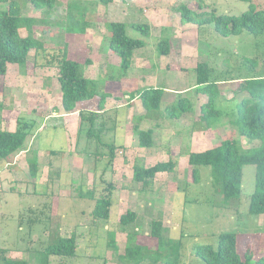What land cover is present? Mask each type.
I'll return each instance as SVG.
<instances>
[{
    "label": "rangeland",
    "instance_id": "1",
    "mask_svg": "<svg viewBox=\"0 0 264 264\" xmlns=\"http://www.w3.org/2000/svg\"><path fill=\"white\" fill-rule=\"evenodd\" d=\"M16 1L23 16L42 17L23 0ZM70 1L95 2L56 0L50 18L62 20ZM200 2L204 9L215 8L218 13L239 15L247 9V3L240 0H114L107 6H92L85 16L92 26L83 35H67L56 27H32L33 37L43 43L47 53L66 47L68 58L81 64L84 76L108 93L110 98L106 99L96 128L102 129L101 141L115 149L110 159L107 148L86 137L87 125L78 131V111L94 110L96 101L79 103L73 112L63 113L55 67H38L42 60L35 59L32 50L24 68L8 64L5 74L0 76V130L13 131L24 126L28 135L23 150L11 158L12 165H2L0 172V248L6 257L38 264L37 255L48 244L73 236L74 257H50L49 264H125L120 257L124 253L126 229L119 226L118 220L126 210L137 215V243L146 246L150 242L149 223L160 216L163 235L182 241L181 264H200L190 255L191 247H215L217 236L223 232L240 234L239 252L244 251L247 241H253L255 255L264 254V214L252 217L247 213L254 189V166L242 169L235 211L233 206H224L221 196L214 192L209 168L199 167L200 181L194 184L187 165L190 152L208 150L225 139L236 141L243 150L258 145V141L240 136L234 124L237 102L230 100L237 86L235 81L217 85L220 97L216 104L225 116L211 128L199 121L205 95L193 88L197 65H205L209 76L215 71L222 76L225 72L236 76L239 70L251 71L250 64L241 57L257 60L260 67L264 61L261 39L257 42L244 33L222 39L209 28L199 30L191 24H180L177 7L197 10ZM252 2L264 7V0ZM0 8L4 5L0 4ZM110 21L146 24L150 29L147 38L127 29L129 37L141 39L145 45L133 51L131 67L124 75L118 57L107 47L106 25ZM162 30L169 39V55L165 57L158 56L155 48ZM19 33L21 37L26 35L25 30ZM151 86L165 88L166 92L159 110L146 115L140 100L131 102V95L135 98L136 91ZM182 92L192 104L190 113L177 120L167 119L164 108L176 101L174 93ZM239 98L240 95L236 100ZM51 112L56 119L47 118ZM137 129L151 130L149 147L138 146ZM94 147L99 155L94 154ZM33 150L41 154H36L39 160L35 178L30 176L25 162ZM169 159L176 162L174 170L157 174L149 189L131 181L134 165L148 167ZM107 182L114 186L109 218L93 220L94 200L80 198L79 191L84 193L94 187L98 195ZM29 220L37 222L29 224ZM109 232L114 233L116 251L107 246ZM153 243L150 248H155Z\"/></svg>",
    "mask_w": 264,
    "mask_h": 264
},
{
    "label": "trees",
    "instance_id": "2",
    "mask_svg": "<svg viewBox=\"0 0 264 264\" xmlns=\"http://www.w3.org/2000/svg\"><path fill=\"white\" fill-rule=\"evenodd\" d=\"M23 1L33 10L40 12L42 17L23 16L16 0H0V4L4 5V8H0V76L5 74L8 64L24 68L29 52L34 51V58L39 57L42 60L38 67H55L57 70L56 79L60 90V105L64 114L73 112L79 103L96 101L94 110L78 111V131H83L82 126L87 125L86 137L95 139L101 147L107 148L109 158L112 159L115 146L101 141L100 130L102 129L97 131L99 128H96V121L104 109L109 95L97 88L93 80L84 76L81 64L68 58L66 47L57 53H47L43 43L33 37L32 27H56L61 28L67 35H83L92 26L85 17L86 13L92 10V6L95 4L107 6L114 0H95L91 3L70 1L66 4V13L62 20L50 18L56 0ZM240 1L247 3V9L239 15L229 14L225 11L218 13L215 8L204 9L205 6L202 2L198 4L197 10L179 5L176 11L182 25L191 24L199 30L209 28L215 36L222 39L237 37L244 33L252 36L256 41L261 39L260 43L264 44V7L253 3L252 0ZM106 27L109 32L107 47L118 57L120 72L124 75L131 67L133 51L145 45L143 40L129 37L127 29H132L147 38L150 34L149 26L137 23L127 25L122 22L110 21ZM20 30L26 31L24 37L20 36ZM160 34L162 35L155 40L156 53L158 56H167L169 55V39L163 30ZM241 58L242 61L250 64L251 71L243 68L244 71L239 70V74L236 76H230V73L227 72L222 76L221 72L216 71L209 76V72L205 71V65H197L195 69L196 84L193 88L197 93L205 95V102L199 109V121L205 125V128H211L225 116V112L220 109L221 106L216 104V100L220 97L217 85L222 82L235 81L237 86L232 90L233 98L230 100L237 102L234 124H237L240 136L249 141H258V145L243 150L236 141L225 139L208 150L190 152L187 165L190 167V176L194 184L200 181L199 167L209 168L214 192L221 196L224 206H233L236 208L235 211L241 192L242 169L247 165L254 166V189L249 196L247 213L252 217H258L264 214V61L260 67L255 59ZM164 92L166 91L162 88L151 87L136 91L135 96L140 100L145 114L149 115V113L159 110ZM185 92L174 93L176 101L164 108L167 119L177 120L190 113L192 104L189 99L183 97ZM238 95L240 98L236 100ZM131 96L133 99V95ZM1 109L0 103V111ZM27 131L24 126L17 127L13 131L0 130V166L10 164L11 158L23 150L28 135ZM136 134L139 147L150 146L151 130L137 129ZM94 149H96L94 154L99 155L98 148L94 147ZM31 153L32 156H27L25 160L30 176L35 178L37 175V151L33 150ZM175 165L176 162L171 159L157 162L148 167L134 165L131 181L140 184L142 189H149L157 174L170 173L174 170ZM93 188L84 193L80 190L78 196L94 200L91 211L93 220L106 221L109 218L111 192L114 186L107 182L106 187L102 188L98 195ZM136 220L137 215L132 210H126L118 220L119 226L126 229L124 253L120 257L125 264H181L182 241L163 235L160 216L152 219L149 223L147 236L150 242L147 246L137 243L140 232H138L139 225ZM36 222L37 220H29V224ZM130 226L131 230H129ZM239 235V233L237 235L228 232L220 233L217 236L215 247L208 244H195L189 253L194 260H199L200 264H264V254L255 255L253 241L246 242L247 245L242 253L238 251L237 237ZM151 240H154L155 243ZM150 243L151 245L153 243L155 248H150ZM107 246L113 251L117 250L113 232L108 233ZM75 249L76 240L73 236L60 237L52 244H48L37 255L36 261L38 264H49L50 257L72 258L75 255ZM0 264L26 263L23 260L6 257L4 249L0 248Z\"/></svg>",
    "mask_w": 264,
    "mask_h": 264
},
{
    "label": "crops",
    "instance_id": "3",
    "mask_svg": "<svg viewBox=\"0 0 264 264\" xmlns=\"http://www.w3.org/2000/svg\"><path fill=\"white\" fill-rule=\"evenodd\" d=\"M163 57H165V56H163ZM151 87H152V86H151ZM152 88H155V87H152ZM163 90L165 91L166 89L163 88ZM107 94H108V93H107ZM164 94H165V92H164ZM107 98H110V96L107 97ZM138 100H139V99H138L137 97H135V98H133V99L131 100V102H136V101H138ZM50 114H51V115L47 117L48 119H56L55 116H52V115H54L55 113L51 112ZM38 152H39V151H38ZM37 156L41 157V154H40V155L37 154ZM39 157H37V162H38V160H39ZM25 162H26V160H25ZM10 164L12 165V163H10ZM8 165H9V164H8ZM37 165H38V163H37ZM3 166H4V165H3ZM1 168H2V165L0 166V172L2 171Z\"/></svg>",
    "mask_w": 264,
    "mask_h": 264
}]
</instances>
